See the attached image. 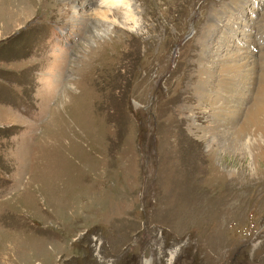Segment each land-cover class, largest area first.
I'll use <instances>...</instances> for the list:
<instances>
[{"label": "rangeland", "instance_id": "obj_1", "mask_svg": "<svg viewBox=\"0 0 264 264\" xmlns=\"http://www.w3.org/2000/svg\"><path fill=\"white\" fill-rule=\"evenodd\" d=\"M73 1L0 0V264H264V68L221 75L264 0Z\"/></svg>", "mask_w": 264, "mask_h": 264}, {"label": "bare ground", "instance_id": "obj_2", "mask_svg": "<svg viewBox=\"0 0 264 264\" xmlns=\"http://www.w3.org/2000/svg\"><path fill=\"white\" fill-rule=\"evenodd\" d=\"M91 1L93 3L95 0H91ZM74 2H76V1L74 0L71 3H74ZM83 2L89 3V0H83ZM120 2H122V4H124L127 2V0H107V7L110 9L109 10H97L95 15L98 16L97 18H99V20H103V21L108 20L109 21L108 15H110V13H112V15L116 16L120 12V13H122L121 17L125 18L126 21H129V22L134 21V12L131 9L127 8V6L124 8L123 12L120 10V8L113 6L114 4L120 3ZM229 4H230L229 7H231V9L233 11H237L239 9V7L241 6V4H243V3L240 0H233V1L231 0L229 2ZM224 14H225V9H223L222 11H221V9L213 11V13H212L213 17L209 18V21L207 23L208 28L202 32V36H203V41L201 42L202 48H205V43L208 42L209 37H211V34L213 33L212 28L214 26L213 27L211 26L212 28H210L209 24L214 23L215 27L218 26L220 24L221 19L223 18ZM256 23H257V27H258L259 32L257 31L254 33L248 29L249 31L244 33L247 36L245 39H246V41H249L248 43H242L240 45L238 43L237 38H233L236 47L241 48L243 50H241V52H238V53L233 54V55L228 54V55L224 56V59L227 60L228 63L225 64L227 67L226 69L224 68L225 72H223V74H221L223 80L228 78V80L230 79L229 81H233V84H235V80H236L235 77L238 74L246 73V72H249L251 74L252 73L257 74V71H261L264 68V65L255 66V64H254V62H256L254 59L255 58V51H256V54H258L257 48L262 49L264 47V12L261 15V18L256 21ZM104 25H105V23H104ZM241 33H243V32H241ZM245 44H247L248 47H246ZM249 45H252L255 48H251V47H249ZM204 52L205 53H201V55H200L201 61L204 60L203 56L206 54V50ZM259 54L262 55L264 53L259 51ZM217 57H218V59L220 58L219 55H217ZM213 66H215V65H213ZM220 68L222 70V67H220ZM209 69H210V66H208V64L205 65L203 63V65H202V63H201L199 73H197V74H199V79L196 83V87L198 88V90H200L199 99L201 102L206 100V98L208 96V95H206V94H208L207 88L209 86L210 77L212 76L214 68L211 71ZM249 73H248V75H249ZM258 74H260L259 77L261 79L263 77L262 71ZM246 76H247V74H246ZM237 79H238V77H237ZM206 90H207V92L205 93ZM229 90L231 91L232 88L228 89L227 91H229ZM219 100L221 101L222 99L219 98ZM220 101L215 102L214 105H217L219 107L218 112H219L220 116L225 115V116L229 117L228 118L229 120L232 119L233 117L240 116L242 114L243 110H245V109H243L244 106H242V105H236L233 107V109H229L227 106H224V104H222V105L219 104ZM230 107H232V106H230ZM246 109H247L246 112L243 114L244 116L242 115L243 116V118H242L243 124H245L248 121V123H249L248 125L251 124V127H253L252 130L253 131L256 130L258 132L260 130L259 128L264 126V100L262 98H260L258 101H255V103L248 105V108H246ZM221 118H223V117H220V119L214 120L216 123L213 122V126H212L211 130H213V129L219 130V128H221V127L228 128L230 126H233L232 123H226V124L221 123V122H223V121H221ZM228 119H226V121H229ZM214 130H213V132H214Z\"/></svg>", "mask_w": 264, "mask_h": 264}]
</instances>
